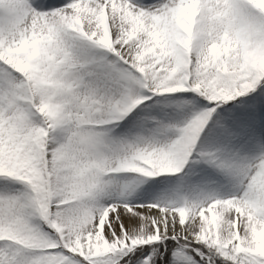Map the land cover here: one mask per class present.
Masks as SVG:
<instances>
[{"label": "snow or ice", "instance_id": "obj_1", "mask_svg": "<svg viewBox=\"0 0 264 264\" xmlns=\"http://www.w3.org/2000/svg\"><path fill=\"white\" fill-rule=\"evenodd\" d=\"M0 264H264V0H0Z\"/></svg>", "mask_w": 264, "mask_h": 264}]
</instances>
